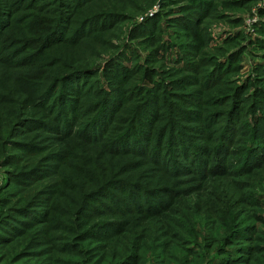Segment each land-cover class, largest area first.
I'll list each match as a JSON object with an SVG mask.
<instances>
[{"label":"rangeland","instance_id":"1","mask_svg":"<svg viewBox=\"0 0 264 264\" xmlns=\"http://www.w3.org/2000/svg\"><path fill=\"white\" fill-rule=\"evenodd\" d=\"M11 1L14 0H0V3L10 6L7 13L14 11L15 17L20 15L16 24L27 30V24L40 12L36 7L47 0H15L13 4ZM213 2L215 5L201 26L208 43L199 54H195L198 50L195 40L186 36L187 31L178 22L182 15H194V3L192 5L190 0H92L87 3L88 15L100 12L99 15L116 19L105 34L95 33L97 27L93 26L94 30L87 26L78 47L66 48L58 55L52 53V56L60 55L66 64L54 59L46 67V76L50 78L51 74L70 70L71 65L98 66L99 70L93 72L95 76L85 83V93L78 97L79 117L73 130L62 136L50 126L28 121L40 119L61 129L66 122L57 123L46 105L40 106L38 102L30 105L10 89L11 85H18L13 78L29 69L24 67L27 62L14 63L20 62L18 60L26 54L11 55L13 63L0 60V264H264V159L248 166L241 154L253 138L251 127L257 124L258 128H264V115L260 124L257 122L264 107L255 115L247 112L248 104L242 108L241 112L245 109L247 116L237 126V135L226 143L229 151L222 161L210 151L219 143L224 118L217 116L211 121L216 132L210 137L189 132L210 150L205 154L208 159L201 174L193 170L176 171L173 164H168L167 169L151 158H144L141 152L123 149L114 152L107 146L120 128L126 126L133 111L144 105L146 97L153 93L151 89L140 95L132 94L130 102L117 113L119 120L113 122V129L100 134L98 141L88 140L96 134L94 130L88 131L90 135L84 133L87 138L78 133L87 124L89 113L91 116L95 113L96 106H92L97 102L94 94L97 79L108 89L103 67L113 59L136 69L127 87L153 86L143 79L141 68L135 66L151 67L156 71L154 79L166 84L192 72L195 80L186 83L184 88L169 85L167 92L172 103L185 111L195 110L209 121L215 110L227 109L224 107L229 105L235 85L245 84L249 76H255L256 66L264 65V50L252 43L260 35L258 25L264 22V0ZM158 13L162 16L163 42L172 45L168 51H161L160 56L143 40L147 36L144 30L147 19ZM228 39L233 40L228 44ZM241 47L246 50L238 70L229 73L228 69L218 81L208 80L211 63L225 64L229 54ZM8 51L0 50V55ZM185 57L200 69L182 71L184 63L181 62ZM56 89L49 93L48 102L59 93ZM157 106L163 107L164 120L159 123L162 125L166 119L169 121L171 110L176 109L161 99ZM174 114L184 125L202 127L197 118L190 122L192 118H186L179 111ZM141 119H145L144 115ZM170 133L162 132L163 145L168 143ZM6 155L11 159H6ZM136 178L150 187L167 186L170 192L158 188L155 193H159V197L152 192L140 194L135 190L140 210L124 214L105 211L107 216L96 220L87 231L74 223L77 222L74 218L76 204L84 193L97 190L105 182L104 187L112 191L110 187L117 185L116 181ZM131 192L116 191L114 195L129 205L132 204ZM91 195H85L91 199L90 205L103 208ZM99 197L107 203L111 201L109 197ZM147 199L154 204V209L146 207ZM162 200L166 207L159 210ZM47 212L50 216L45 219L42 215ZM123 225L125 233L115 236L116 228Z\"/></svg>","mask_w":264,"mask_h":264},{"label":"trees","instance_id":"2","mask_svg":"<svg viewBox=\"0 0 264 264\" xmlns=\"http://www.w3.org/2000/svg\"><path fill=\"white\" fill-rule=\"evenodd\" d=\"M91 1L92 0H47L42 5L36 7L40 12L32 21L33 23L30 22L27 24V30L25 27L22 28L16 24L20 15L15 17L13 11L12 13L8 12V17L7 11L10 6L7 7L6 5H1L3 3H0V50H9L7 54L0 55V60H8L9 63H13L14 61H12L11 55L26 54L25 58L18 60L20 62L16 61L14 63L15 65H22L27 62L24 67L29 68L28 70L21 71L18 76L13 78L18 85H11L10 89L14 95L18 94L16 96L22 98L24 101L28 100L30 105H46V108L54 114L57 123L66 122V126L68 124V127L65 126L61 129L57 126H54L53 128L50 123L40 119L31 118V120L28 121L31 124H42V127L50 126L54 132L60 133L59 136H62L65 132L68 133L73 130L72 126L79 117V113L77 112V106L79 103L78 97L85 93V88L87 86V84H85L86 81H90L92 76H95L94 73H96V70L98 72L99 70L97 69L98 66L81 67L71 65L72 68L70 70H61L59 75L54 73L55 75L51 74L50 78L46 76V67L56 58L63 60L60 55L59 57L52 56V53L58 55L66 48L78 47L83 39L85 27H97L98 31L93 27L95 33L98 32L100 34H105L108 32L110 26L114 24L116 18L114 19L110 16V18H107L106 16L99 15L100 12L91 13V16L88 15V11H85V8L88 6L86 4ZM190 1L192 5L194 3L192 7L194 15H190L189 17L182 15L178 22L181 24L180 26L187 31L186 36L195 40L197 44L195 48L198 49L195 54H199L208 43L207 35L202 33L201 26L204 23L203 20L210 15V11L215 4L213 2L214 0L210 2H207L206 0ZM14 2L15 0L11 4ZM52 2L55 3H53V5H48ZM60 3L62 4L60 5ZM57 5L58 7L60 6L59 10L54 12V10L58 8ZM262 15H264V9H262ZM147 20L148 21L144 26L147 36L143 40L144 42L149 43V46L152 47L156 56H160L161 51H168L172 48L170 43H164L162 39L164 32L162 28V16L158 13ZM257 29L260 35L253 39L252 43H255L259 49L264 50L263 21L258 25ZM9 30L11 31L9 32ZM17 32H19V35H16ZM232 40L233 39L229 42L228 39L227 43H231ZM29 50L34 52L28 53ZM245 50L246 47H241L240 50L230 53L228 56V62L225 64H222L220 61L217 63H211L212 71H210V73H212L209 76V79H207L210 81H218L222 72L228 69L229 73L237 71ZM63 62L66 64V61L63 60ZM181 63H184V66L180 69L185 72H189L190 69L196 72L200 69L198 64L195 65L191 63L186 57ZM135 67L141 68L142 74L144 75L143 79L153 84L151 88H144V86L141 85H139V87H127L134 77L133 73L136 69H131L114 59L103 67L105 73L104 79L106 80L108 89L101 84V80H93V82H97L96 89L94 90L96 91L94 94L96 96L95 98H97V102L95 101L92 107L95 108L96 106L97 110L95 109L96 114L94 113L92 116L89 113L87 124H84L78 132L82 134L84 138H87L84 133L90 135L88 131L94 130L96 134L94 133L92 134L93 136H89L90 139L88 138V140L98 141V136L100 134L105 135L113 129V122L116 121V119L119 120L117 113L122 110L128 102H130V96L132 94L135 95L138 93L140 95L142 92L151 89L153 93L149 97H146L147 99L144 101V105H140V109L133 111L130 118H128V121H126V126L124 124L123 127L120 128L119 133L116 134L114 138L110 139L107 146L112 148L114 152L119 151V149L132 151V153L141 152L144 158H151L152 160L159 162L163 167L167 168L168 164H173L176 171L193 170V172L197 171L201 174L205 171V162L206 159H208L205 154L210 150L205 148L204 145H202L203 143L199 144L201 143L199 140L194 139V131L198 132L199 137L200 133H202V137H210L211 133L216 132V127L211 121L215 120L217 116L218 118L222 117L225 119L219 143H217L212 151H210L217 157V160L222 161L224 155L229 151L227 150L228 144L226 143L230 142L233 136L237 135V126L242 122V119L247 116L244 112L245 109L241 112L242 108H245V106H247L246 104H248L249 108L247 109V112H249V115H255L257 111L260 112L264 107V65H257L255 68V76H249V79L245 84L235 85L231 90L232 92L228 99L229 105L226 104L227 106L224 107L227 109L215 110L214 113L210 114V118L212 119H210V121L207 119L205 120L201 113H198L195 110L185 111L179 105L172 103L170 100V92H167V90L170 89V84L173 88H184L186 83L188 84V82L195 80V77L193 76L194 73L191 72L189 73L190 75H185L183 78H176L166 84L159 83L158 80L154 79V73H156V71L151 67H147V65ZM46 81H48V83H46ZM55 89L56 92L59 93L57 96L51 98L52 101L48 102L47 99L49 93L53 92ZM97 92H100V94ZM159 99H161L162 102H165V104L170 105V108L174 107L176 109L171 110L169 121L166 119V123L164 122L162 125H159V123L164 120V117L162 116L163 113L161 112L163 107L159 108V106H157ZM91 110L94 111V109ZM175 111H179V113L186 116V118H192V120H189L190 122H194L193 119H199L202 123V127H193L192 125L182 124L176 119L174 114ZM141 115H144V120L141 119ZM258 115H260V118L257 119V122L260 124L263 119L262 115H264V111ZM242 125H244V123H242ZM159 126H162V128L160 129ZM249 127H251V124ZM35 128L38 127L36 126ZM256 128H258L257 124H254L251 127L253 138L250 141L249 147L244 149L241 153L243 160L246 161V165L248 166L252 163L256 165L264 159V128L260 127L257 130ZM164 130L171 133L168 143L163 145L161 134ZM190 131L193 135L189 133ZM59 155L60 154H57V156H55L58 157ZM8 156L9 155H6L5 158L11 159ZM203 156L206 157L204 158ZM180 157L185 158L186 161H183ZM58 159L61 158L58 157ZM197 164L199 169L197 168ZM220 166H222V163ZM167 169H169V167ZM139 178H136L134 181H116L115 183L118 184L110 187L112 191H109L107 186L104 187L107 183L105 182L103 185L101 184L97 190H91L84 193L76 204L77 212H75L74 218H76L77 222H74V219L73 222L75 224H80L82 229H86L85 231H87L96 220L102 219L105 216L106 213H103L105 211H110L115 214H124V212L126 213L130 210H140L142 207L140 206V201L135 198V190L140 191V194L152 192L159 197V193H155L159 191L158 188H165L170 192L167 186L162 185L160 187H150L147 183L140 181ZM124 190L129 192L133 190L130 195L132 204L128 205L124 199L115 197L114 193H116V191L124 192ZM91 193L93 194L91 195L93 199L95 198L103 208L96 209V207L90 205L92 204L91 199L85 198V195ZM99 196L109 197L111 200L110 203L101 200L100 198L102 197ZM87 199H90V201L86 202ZM146 202L147 208L154 209V204L148 199ZM161 203L162 205H160L159 210L166 207L163 200ZM257 204H259L258 201ZM90 206L91 208L89 209ZM48 216H50L48 212L42 215L45 219H48ZM110 225L112 228L114 227L113 223ZM14 228L16 229L17 227ZM16 230L20 231L19 229ZM125 230L126 228L124 225L116 228L117 232L115 233V236L124 234Z\"/></svg>","mask_w":264,"mask_h":264}]
</instances>
